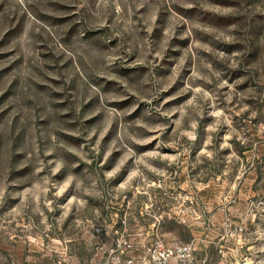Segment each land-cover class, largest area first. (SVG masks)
Returning a JSON list of instances; mask_svg holds the SVG:
<instances>
[{
    "label": "rangeland",
    "instance_id": "1",
    "mask_svg": "<svg viewBox=\"0 0 264 264\" xmlns=\"http://www.w3.org/2000/svg\"><path fill=\"white\" fill-rule=\"evenodd\" d=\"M158 242L264 264V0H0V264Z\"/></svg>",
    "mask_w": 264,
    "mask_h": 264
},
{
    "label": "built area",
    "instance_id": "2",
    "mask_svg": "<svg viewBox=\"0 0 264 264\" xmlns=\"http://www.w3.org/2000/svg\"><path fill=\"white\" fill-rule=\"evenodd\" d=\"M149 261L152 264H198L193 243L166 245L158 242Z\"/></svg>",
    "mask_w": 264,
    "mask_h": 264
},
{
    "label": "trees",
    "instance_id": "3",
    "mask_svg": "<svg viewBox=\"0 0 264 264\" xmlns=\"http://www.w3.org/2000/svg\"><path fill=\"white\" fill-rule=\"evenodd\" d=\"M260 52V33H257L256 37H255V42H254V45L253 47L250 48V51H249V56L251 59H255V57L258 56ZM255 73L258 74L259 73V69L258 67H255Z\"/></svg>",
    "mask_w": 264,
    "mask_h": 264
}]
</instances>
